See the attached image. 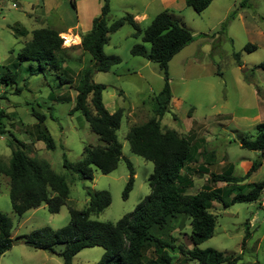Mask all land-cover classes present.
Masks as SVG:
<instances>
[{"label":"rangeland","instance_id":"obj_1","mask_svg":"<svg viewBox=\"0 0 264 264\" xmlns=\"http://www.w3.org/2000/svg\"><path fill=\"white\" fill-rule=\"evenodd\" d=\"M36 1L6 0L0 11V110L4 113L1 125L5 131L0 135V161L7 164L10 158L8 141H19L25 145L29 157L46 161L55 174L64 177L69 195L67 203L56 214L49 213L46 206L41 205L18 217L11 209L9 181L0 175V213L10 221L12 238V246L0 257V264H63L58 256L61 245L56 246L55 253L51 254L29 247L21 237L44 227L57 230L66 226L68 208L84 210L88 204L87 192L106 191L109 194V206L90 216V219L103 223L117 222L150 193L147 180L153 166L131 153L125 136L131 127L154 116L153 100L163 86L162 72L157 64L130 54L135 44L143 43L140 37L132 36L134 31L129 25L109 35L103 53L118 57L120 63L108 72H94L92 80L105 86L102 101L107 111L122 110L116 131L122 159L111 173L103 175L94 169L92 180H80L73 170L64 169L62 164L63 155L68 162L75 164L81 158L84 146L101 144L83 116L71 112L75 104L77 74L92 66L90 56L79 47H69L65 61L69 71L65 76L72 79L69 86L59 87L58 77L54 74H31L37 66L27 61L15 70L18 75L15 84H5L2 79L9 73L8 66L17 62L16 55L23 46L21 38L12 30L14 23L17 27H26L30 24L29 15L39 17L53 8L66 25L78 23L81 32L86 33L92 26L91 20L100 15L103 0H49L45 8L40 3L37 6ZM71 1H75L74 6ZM241 2L215 0L198 14L186 7L183 0H108L106 21L111 24L126 14L145 13V20L139 22L143 30L158 13L166 10L174 21L190 30L194 41L168 63L171 102L169 111L159 121L161 131L191 135L200 152L213 153L209 170L215 174H221L232 165L233 176L240 177L249 170L252 162L261 160L260 167L244 182L248 185L264 179V159L260 158V153L242 149L239 144L241 138L254 136L255 126L264 119V106L258 104L259 100L264 102V70L257 68L264 61V0H251L245 8L240 7ZM12 3L17 8H12ZM231 13H235L234 17L227 20ZM226 20L228 24L223 27ZM59 36L65 46V37L70 36L68 31ZM248 44L255 49L247 52L244 47ZM143 45L148 48L147 44ZM234 54H239V63ZM17 88L20 91L16 93ZM50 94L68 96L70 100L57 103L49 99ZM32 110L46 117L44 127L54 141V150H47L42 142L31 138L36 123ZM124 159L131 163L134 171L132 189L126 199L122 198L128 178ZM203 160L198 156L196 162L188 165L193 171L189 194H195L207 185L208 176L196 172ZM213 187H224V183L218 182ZM247 190L245 188L243 192ZM262 201L264 192L257 202L235 203L228 208L222 203H214L210 210L215 217L213 235L198 248L240 255L236 264H264ZM246 229L250 237L242 248ZM173 235L175 245L192 248L189 227L181 232L176 230ZM169 253L174 260L179 257L176 249L169 250ZM102 254L100 247L83 249L73 257L71 264H96ZM185 264L196 262L186 261Z\"/></svg>","mask_w":264,"mask_h":264},{"label":"trees","instance_id":"obj_2","mask_svg":"<svg viewBox=\"0 0 264 264\" xmlns=\"http://www.w3.org/2000/svg\"><path fill=\"white\" fill-rule=\"evenodd\" d=\"M213 0H184L186 7L196 13L204 11ZM251 0H242L241 8L249 5ZM72 6L74 2L71 1ZM109 13L108 0H103L100 15L92 20L91 29L80 36L79 48L88 54L92 66L77 74L75 87V104L71 112H78L88 123L90 131L101 144L84 146L81 158L75 163L68 162L63 155V168L73 170L80 180H92L93 170L106 175L114 171L122 159L121 145L117 141L116 131L119 129L122 110L109 113L102 101L105 86L95 84L92 80L94 72H108L120 63L116 56H106L103 47L108 43L109 35L124 25H129L134 38L140 37L143 44H135L130 54L148 62L157 64L163 74L162 89L154 96V116L141 125L131 127L125 139L131 153L150 162L152 174L148 178L150 193L131 213L123 215L115 223H103L90 219V216L102 212L110 204V196L106 191L87 192L88 204L84 210L68 208L69 222L66 226L53 230L44 227L21 237L24 244L35 250L54 254V248L62 246L58 256L63 264H71L73 257L83 249L100 247L103 254L96 264H185L193 261L196 264H236L240 255H225L214 249H199L198 246L213 235L215 217L210 212L214 203H222L225 208L235 203L257 202L264 192V179L258 183L245 185L248 177L261 165V160L252 162L249 170L240 177L233 176V166L228 165L221 174L209 170L213 164V153L200 152V147L189 136H180L173 130L161 131L159 121L169 111L171 92L167 74L168 63L183 48L194 41L190 30L174 21L168 11L158 13L151 23L141 29L133 17L126 14L107 24ZM231 13L227 20L232 19ZM225 21L222 26L226 27ZM60 32L51 28H40L32 31L31 39L25 42L16 55L17 62L8 66L9 73L2 81L15 84L17 72L22 62L36 63V70L31 74H54L58 77L59 87L69 86L72 79L65 67L67 49L62 47ZM244 49L250 52L253 45ZM239 63V54H234ZM264 70V61L257 66ZM63 74L64 76H60ZM20 89L17 88L16 93ZM49 99L57 103L70 100L68 96H54ZM3 111L0 110V135H4L1 125ZM36 119L32 134L36 142H42L47 150H54L55 145L44 127L46 117L32 110ZM242 149L260 153L264 158V120L255 126V135L240 139ZM11 149L10 158L6 163L0 161V175L9 181V200L12 212L22 217L27 211L45 205L51 214L59 212L68 201L69 190L65 179L55 174L50 165L43 160L29 157L25 145L19 141H8ZM202 156L198 173L208 175L207 185L195 194H189L192 188L193 171L189 164ZM128 169V178L122 193L126 199L132 189L134 171L131 163L124 159ZM192 173V174H191ZM221 182L224 187L213 185ZM248 188L246 192H243ZM237 191L231 196L232 192ZM227 198L229 201L225 202ZM190 229L192 248L175 245L174 232ZM11 224L8 218L0 213V257L12 246ZM250 237L246 229L242 240ZM177 250L179 257L174 260L169 250Z\"/></svg>","mask_w":264,"mask_h":264},{"label":"crops","instance_id":"obj_3","mask_svg":"<svg viewBox=\"0 0 264 264\" xmlns=\"http://www.w3.org/2000/svg\"><path fill=\"white\" fill-rule=\"evenodd\" d=\"M213 1H215V0H213ZM48 2H49V0H37L36 1L37 6H39V3H40V5L43 6V8H45L47 6V5L46 6H44V5H45V3H48ZM73 2H75V1H73ZM5 3H6V0H4V4ZM49 9H48L49 11H47L46 13H43V15H41L39 17L38 16L32 17V16L29 15L30 24L28 26H26V27H21V26L17 27L18 25L16 23H14V25L12 26V30L14 31V33L16 32L18 34L17 37L19 39L21 38V43L24 44L25 42H28L31 39L32 31H34L36 29H40V28H51V29H54V30L60 32V35L64 34L65 31H68L69 35L72 38H76L77 39V43H73V44L71 43L72 45L70 44V45L62 46L63 48H65V49H67L69 51V47H72V46L79 47L80 36L82 34H85V33L81 32L79 24L78 23H74L73 25H66L64 23V19L62 18L61 15H58L57 11H55L53 8H49ZM53 11H55V12L53 13ZM95 17H97V16H95ZM132 17H133L134 21L139 26V22L145 20L146 15H145V13H142V14H138V15H135V16H132ZM91 22H92V20H91ZM227 24H228V22H227ZM18 28L20 30H18ZM90 29H91V27H90ZM257 95H258V93H257ZM258 98H259V95H258ZM258 104L260 105V107H262V105L264 106V102H262L261 100H259ZM216 188H219V187H216Z\"/></svg>","mask_w":264,"mask_h":264},{"label":"bare ground","instance_id":"obj_4","mask_svg":"<svg viewBox=\"0 0 264 264\" xmlns=\"http://www.w3.org/2000/svg\"><path fill=\"white\" fill-rule=\"evenodd\" d=\"M72 42L73 43H77V39L76 38H72L71 36H66L65 37V45H69Z\"/></svg>","mask_w":264,"mask_h":264},{"label":"built area","instance_id":"obj_5","mask_svg":"<svg viewBox=\"0 0 264 264\" xmlns=\"http://www.w3.org/2000/svg\"><path fill=\"white\" fill-rule=\"evenodd\" d=\"M3 4H4V0H3V1L0 0V11L2 10V6H3ZM11 7L15 9V8H17V5H16L15 3H12V4H11ZM261 205H262V206L264 205V201L261 202Z\"/></svg>","mask_w":264,"mask_h":264}]
</instances>
